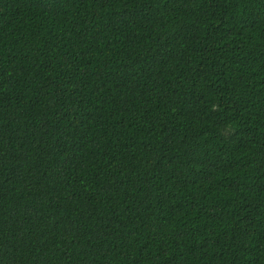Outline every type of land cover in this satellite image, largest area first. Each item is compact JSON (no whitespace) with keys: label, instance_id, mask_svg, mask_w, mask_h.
I'll return each mask as SVG.
<instances>
[{"label":"trees","instance_id":"trees-1","mask_svg":"<svg viewBox=\"0 0 264 264\" xmlns=\"http://www.w3.org/2000/svg\"><path fill=\"white\" fill-rule=\"evenodd\" d=\"M0 264H264V0H0Z\"/></svg>","mask_w":264,"mask_h":264}]
</instances>
